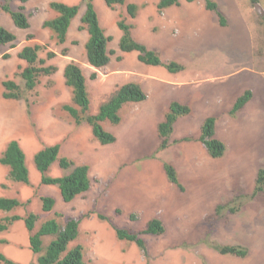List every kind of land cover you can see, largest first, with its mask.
<instances>
[{"label": "rangeland", "instance_id": "1", "mask_svg": "<svg viewBox=\"0 0 264 264\" xmlns=\"http://www.w3.org/2000/svg\"><path fill=\"white\" fill-rule=\"evenodd\" d=\"M53 1L68 5L81 3V0H31L25 4L24 9L30 23V28L27 30L18 28L11 15L0 8V26L17 37L13 46H0V133L4 136L7 134L5 138L9 137L10 141L19 142L25 153L30 177V185L13 182L9 178V169L0 165V198H15L25 204L11 212L0 211V223L11 216L25 218L29 213H35L39 217L35 229L37 231L49 219L56 218L61 224H64L67 219H76L79 221V236L71 246L82 245L88 264H264V193L252 200L244 199L240 210L234 214L228 211H225L222 216L216 214L218 205L228 204L238 196L242 200L244 195H252L258 172L261 169L264 170V121H256L261 119L262 108L247 114H244L242 109L239 114L243 113L241 115L248 117L247 122L243 117L228 116L230 121L221 123L219 130L223 135L226 134L225 139H228L226 142L221 138L227 146L224 157L219 159L204 157L194 149V146L202 144L199 137L204 121L222 108L219 104L220 100L226 103L225 97L229 95L235 100L249 87L256 90L253 81H248L247 76L250 75V71L255 72V69L264 70V14L261 15L256 11L251 0L248 2L239 0L243 2L237 7L238 16H241L243 20L247 19L253 29L254 50L250 58L244 57L246 53L242 51L241 46H236L234 42L238 40L232 37V34L228 35L227 39L216 40L211 36L204 41V24L198 18H188L194 30L193 35L187 37L182 35L181 29L174 23L170 31H166L161 25L155 23L152 25L154 16H149L147 24L150 23V25L147 30L139 31L140 37L137 36L134 30L136 25H134L132 36L136 41L156 51L162 63L174 61L182 64L184 70L172 74L164 66L143 65L151 69H148V72L153 76L166 81H151L149 89L146 90L147 99L137 105L145 106L144 111L137 112L139 107H132L134 112H131V106H128L129 111L125 108L119 113L121 118L119 124L114 125L109 121L103 124V128H111L110 132L116 137V141L108 145L100 144L93 137L95 143L105 150L104 157L87 155L79 149L74 153H68L69 156L60 152L59 157H67L75 165H80L83 161L82 155L94 163V167L89 172L93 180L92 188L74 201L66 203L57 186L42 184L41 174L34 161L39 151L61 143L54 140V137L50 138L45 134H43L44 137L40 136L35 124L33 129L37 134L34 133L32 140L24 141L18 133H12L11 122L2 118L8 103L3 99L5 89L1 80L4 79L12 80L19 85L23 98L17 102L24 104L21 110L18 109L19 115L28 118L31 122V103L45 101L50 97L66 99L70 97L64 86V77L61 78L56 73L52 76H40L37 87L33 91L26 90L20 73L27 63L19 58V53L25 46L42 45L44 50L39 53V59L45 60L47 66H54L53 63L56 62L62 64L66 61L62 52L67 50L66 56L74 57L89 77L93 73L87 65L85 53L88 32L80 30L84 7L71 23L67 42L64 45H58L53 33L43 27L46 20L56 15L50 8V3ZM92 1L102 28L113 39L109 44L110 51L114 52L112 59L119 60L121 58L119 42L122 32L117 27V22L119 16L126 18L129 23L132 19L128 16L125 7L119 6L111 10L105 0ZM202 1L193 3L205 6ZM215 1L229 24L231 18L229 9L224 2L221 3V0ZM5 2L6 0H0V5ZM127 2L139 5L140 13L146 7L153 8L155 12V5L159 0H127ZM181 3L188 2L182 0ZM257 3L264 10V0H258ZM19 5V0H14L10 4L14 11L18 10ZM177 7L182 9L183 4L165 10ZM157 13L162 14L159 10ZM184 13L188 16L193 11L185 10ZM147 24L144 26L146 27ZM187 34L192 33L187 32ZM29 35L31 39L28 38ZM8 50H11L13 55L11 57L8 54L9 58L4 59V55L7 54L5 52ZM48 52L55 53L56 57L47 59ZM188 54L196 56L187 58ZM12 68L14 72L11 74ZM104 75V73H97L94 81L96 86L91 90L90 95L92 105L89 114L97 110L96 105L99 106L109 98V94L99 96L97 92V88L103 89L106 86L108 88L110 85V81L106 82ZM259 79L261 81L264 79V71L259 74ZM182 80L186 84L198 86L197 88L189 87L197 93L208 90L217 82L221 84L216 96L219 98H213L215 99V102H212L213 105L206 103L202 94L195 95L194 99L189 98L183 90L184 87H181V84L177 85V82ZM140 84L144 87V82ZM179 97L188 100L184 102L190 106L192 112L180 118L175 124L169 147L166 150L158 149L153 152L160 142L158 125L163 121L171 101ZM253 99L245 108L251 107L254 103ZM166 101L169 103L167 102L165 106ZM61 111V108H56L55 113L59 114ZM184 120L188 125L179 133L178 124L183 123ZM13 125H15L14 122ZM230 125L234 126L237 133L236 131L227 133ZM186 138L189 141H184ZM249 140L257 146L253 149L250 147L251 150L248 151ZM65 144L72 146L71 141H66ZM3 147L4 145L0 148V157L6 149L3 150ZM205 153L209 155L206 150ZM79 156L82 159H79ZM134 157L136 160L132 161ZM156 163L159 165L158 172L153 169ZM164 164L174 166L184 191L168 181ZM118 170L120 173L117 175ZM69 172L70 170L62 169L57 161L51 165L47 176L58 178ZM103 173L115 175L112 185L114 192L109 204L107 200L110 197L112 178L107 177L103 180ZM120 177L121 180L124 177L123 183L117 181ZM163 179L166 180L165 193L160 183ZM158 187L159 192H157ZM157 195L160 196L158 199L161 203L160 207L150 210L149 204H153L150 202H153L154 197L158 198ZM43 197H51L55 200V206L51 212H43L41 201ZM140 203L144 205L140 207ZM98 215H103L108 220H101ZM155 218L162 221L166 232L161 236L143 235L146 254L136 244L117 239L114 227L141 233L148 222ZM29 237L30 233L24 222H15L7 231L0 233V255L18 264L36 263L38 257L29 248ZM51 239V237L45 238L44 246H47ZM205 241L223 246L239 245L248 249V255L245 258L221 255L209 247ZM0 264L4 263L0 261Z\"/></svg>", "mask_w": 264, "mask_h": 264}, {"label": "trees", "instance_id": "2", "mask_svg": "<svg viewBox=\"0 0 264 264\" xmlns=\"http://www.w3.org/2000/svg\"><path fill=\"white\" fill-rule=\"evenodd\" d=\"M14 0H6L0 5V8L9 13L14 24L20 29H29L30 23L27 15L24 13L25 4L31 0H19L20 5L17 11L11 9V2ZM182 0H159L157 8L159 12L172 6H180ZM188 3L198 2L201 0H185ZM106 5L115 10L117 7H125L128 16L131 19L137 18L141 7L135 3H128L127 0H105ZM207 10L214 13L218 24L222 27L228 26L226 16L220 11L219 4L215 0L202 1ZM258 0H251L252 4ZM84 7V13L81 17L80 30L88 32V40L85 45L86 57L88 64L95 69H102L109 65L111 56L114 53L109 50V44L112 37L107 35L102 28L98 13L92 0H81L78 5H68L62 2L53 1L50 8L55 12V17L46 20L43 27L53 33L58 45H64L67 42L68 32L72 21L79 15L81 8ZM117 27L122 32L119 42L120 51L124 53H138V60L142 64L148 66H164L165 69L172 74L179 73L184 70V66L177 62L171 61L167 64L162 63L160 55L149 49L144 44L136 41L132 36L134 25L129 23L126 18L119 16ZM31 39V35L28 37ZM17 41V37L9 30L0 26V46H13ZM44 50L42 45L25 46L19 53V58L27 63V66L21 71L20 76L24 80L25 88L33 91L37 85L40 76H52L56 73L55 66L45 65L46 61L39 59V53ZM67 50L62 52L66 56ZM56 57L53 52H48L47 59L51 60ZM9 55H4V59H8ZM120 60V58H119ZM64 78L66 85L72 89L73 103L80 110L71 105L63 106L74 120L76 125L83 123L88 124L92 128L94 137L102 145L112 144L116 141V137L106 131L102 123L109 121L117 125L121 118L119 115L122 107L127 103H140L147 99V94L141 86L135 82H128L116 90V92L101 105L97 114H89L90 98L86 85V78L82 68L75 62L67 64L64 70ZM97 74L93 73L91 79L95 80ZM4 87L3 98L6 100H20L23 94L19 85L12 81L6 80L2 83ZM252 99V92L246 91L240 96L230 115L234 117L246 104ZM29 106V105H28ZM192 112L189 105L182 104L177 101L170 103L163 121L158 125V135L160 138V150H166L170 145V137L174 131L176 122L190 115ZM216 118L208 117L202 127L199 141L205 146L207 153L213 159L224 157L227 151L225 143L215 136ZM188 140V138L184 139ZM60 145L46 147L39 151L34 158L37 170L41 174V182L45 185H54L60 189L61 196L66 203L74 201L91 189L90 167L88 165H75L68 158H60ZM25 153L20 144L16 140L8 143L5 151L0 157V165L9 169V178L13 182L30 185L29 171L26 166ZM59 162V166L70 172L62 177L52 178L47 176V172L51 165ZM164 172L168 181L184 191L183 185L180 183L178 174L174 166L164 164ZM264 193V170H259L256 185L252 195H244L242 197L233 198L228 204L218 205L216 214L222 216L225 211L236 213L240 210L244 199H254L259 194ZM43 212H51L55 206V200L51 197H43ZM25 204L15 198H0V211L11 212ZM58 216V215H57ZM101 220H108L103 215H98ZM39 217L35 213H29L25 218L20 216H11L5 218L0 223V233L5 232L15 222L23 221L27 231L30 233L29 248L33 254L37 255V261L34 264H88L85 260L84 248L82 245L71 246L79 236V221L73 218L67 219L61 224L56 218L49 219L44 222L40 228L35 231ZM114 231L117 239L136 244V246L146 254V243L143 235L161 236L166 230L161 220L155 218L148 222L146 228L141 233H133L127 229L115 228ZM51 237V241L44 246V239ZM205 243L216 250L221 255H230L238 258H245L248 255V249L239 245H217L208 241ZM0 261L4 264H18L0 255Z\"/></svg>", "mask_w": 264, "mask_h": 264}, {"label": "crops", "instance_id": "3", "mask_svg": "<svg viewBox=\"0 0 264 264\" xmlns=\"http://www.w3.org/2000/svg\"><path fill=\"white\" fill-rule=\"evenodd\" d=\"M222 2H224L226 5V8L229 9L228 13L231 17L229 19L230 22L227 26L228 28L220 26L218 24V21L216 19V16L214 15V13L207 10L206 7L203 6L202 4H198V3H187V4L181 3L180 5L183 4L182 9H179L178 7L177 8H170L167 11L164 10L162 12V14L159 15L157 13L158 8H157V2H156L155 12H154L153 8L150 7V9H148L146 7L143 10H141V12L138 14L137 18L132 19V21L134 20V22L131 21V24L136 25V28L134 30H135L137 36L140 37L139 31H141V29L147 30L148 26L150 25V23L147 24L148 20H149L148 19L149 16H154V18L152 20L153 22H151L152 25H153V23H155V24L161 25L163 27V29L165 27L166 31H170V29L172 28V25L174 23V25H176L178 28L181 29V33H183L182 35L184 37L185 36L187 37L189 35H193V30H194L193 27L188 22L189 21L188 18L189 17L198 18L199 21H201L204 24V26H203V29L205 31V33L203 34L204 41H207L208 37H211V36L214 37L216 40L223 39V38L227 39V36L232 34V37H234L236 40H238L237 42H234L236 44V46H241L243 48L242 51L244 53H246L244 55V57L248 56L250 58L252 56V53L254 50V37H253V33H252L253 29H252V26H250L251 23L248 22L247 19L243 20V18L241 16H238V10H237V7H239V3L243 2V1L221 0V3ZM247 2H248V0H247ZM245 3H246V1H245ZM146 9H148V11ZM185 10L193 11V13L186 16L187 12L184 13ZM145 24H147L146 27L144 26ZM137 27H138V29H137ZM144 27H145V29H144ZM187 32H191L192 34H187ZM190 37H188V38H190ZM67 40H68V37H67ZM87 40H88V38H87ZM86 43H87V41L85 42V45H86ZM5 53L10 54L11 57L13 55L11 50L6 51ZM135 53L136 52L124 53L121 51L120 60H113L112 56H111V61H110L109 65L102 68V69H95L92 66H90L88 64L87 57H86L87 65L89 66V68H91L90 70H93V73H96V74L98 72L104 73L105 74L104 76L106 77V82L110 81V85L108 88H107V86H106V88H103V89L97 88L98 89L97 92H98L99 96H104L105 94H109V98H110L116 92V90L118 88H120L122 85H124L128 82H135V83L139 84L141 86V88L143 89V91L145 93H147L146 90L149 89V85L151 84V81L161 80L158 78V76H153L151 73L148 72V69L151 70L149 67H147V68L143 67V65H145V64H142L141 62H139L138 53H136V54ZM189 54H188V56H186L187 58L194 57L197 55V53H194L196 55H194V54L189 55ZM65 60L66 61H64L62 64H60L61 62L60 63H57V62L53 63V65L57 68L56 75H60L61 78L64 77L65 67L70 62H75L82 68L80 63L74 57L65 56ZM244 60H246V59H244ZM16 61L18 62V60H16ZM16 61H15V63H16ZM82 70H83V73H84L85 78H86V85H87V90H88L89 98H90V109H89V112H90L91 105H92V100H91V96H90L91 90H93L96 85L94 83L95 80L92 81L91 76L89 77L85 73L83 68H82ZM263 71L264 70L255 69V72H252V71L249 72L250 75L247 76V78H248L247 80L253 81V85L255 86L256 90L254 91L252 88L249 87L244 91V92L251 91L252 92V99L254 97V99H253L254 103L251 105V107L245 108L246 107L245 106L243 108L244 114L253 113L256 109L262 108L261 119H257L256 121H264V104H263L264 103V79L262 81L259 79V74ZM13 72H14V69L12 70L11 74ZM129 76H132V77L128 80L127 78ZM139 77H142V78H139ZM138 79H140V80H138ZM1 81L3 83L4 81H6V79L1 80ZM161 81H166V80H161ZM141 82H144V84H143L144 87L140 84ZM180 82H177V85L181 84V87H184L183 90L186 92V94L189 98L194 99L195 95L202 94L203 100L206 103L212 104V105H213L212 102L213 101L215 102V99H213V98H219L216 96H217V91L221 87V84H218L217 82L215 84H213L208 90L202 91L201 93H197L196 90H192V89L190 90L189 87L194 86V85L186 84L185 81H183V80ZM64 83H65V78H64ZM62 85H63V83H62ZM62 85H60V87H62ZM64 86L68 90V96H70V97H67V99L65 97L64 98L50 97L45 101L31 103V105H32V108H31V120H32V122L28 118L26 119L24 116L19 115L20 111L18 109L21 110V106H24L23 103L17 102V100H6L3 98L6 102H8L7 107H6L7 110L5 113H3L4 116H2L3 120L10 121L11 122L10 126L12 127V130H11L12 133H18L19 136H21V138L24 139V141H27L28 139L30 141L34 138V135H35L34 133H36V132L34 131L33 128H34V124H35L36 129L37 128L39 129V135L44 137L43 134H45L50 138L54 137L55 138L54 140H58L59 143L62 144V145L60 144V152L62 151L63 153H66L65 155H67V156H69L68 153L69 154H70V152L74 153V152L78 151V149H79V150H82L83 151L82 153H84V154L86 152L87 155L90 154L93 156L104 157V151L105 150L102 147H100L98 144L95 143V141L93 139L94 136H93L92 128L90 126H88V124H86V123H83L81 125H76L73 118L66 111L63 110V106H65V105H71V106H74L75 108H77L78 110H80L79 107L75 106L73 103L72 89L69 88L66 85V83ZM194 87L197 88L198 86H194ZM244 92L242 93V95L244 94ZM239 97H237L234 100L233 98L230 97V95L228 97L226 96L225 97L226 103L223 100L222 101L220 100L219 104L222 106V108L217 113H215V114L213 113V115L210 116V117L216 118L215 136H216V138H218L221 141H223L222 139H224V140H226V142H228V139H225L226 134L223 135L219 129L221 127V123H224V121H230V118L228 116H231L230 111L232 110L236 100ZM109 98L106 99L105 102L107 100H109ZM173 101H177V102H180L182 104H185L184 101H188V100L180 99V97H179L177 99L172 100L171 102H173ZM105 102H103V103H105ZM167 102L169 103V101H166L165 106H166ZM102 104H99V106L96 105L95 107H97V110H93L92 113H90V114H92V115L97 114L99 111V108L101 107ZM229 104H230L231 108L229 107ZM137 105H138V103H130V104L127 103L122 107L120 112L122 110H124L125 108H127L129 111L128 106H131L130 111L134 112L133 111L134 108L139 107ZM185 105H187V104H185ZM132 107H134V108H132ZM56 108H61L62 111L59 114H56L55 113ZM144 109H145V106L140 105V107L137 109L138 110L137 112L144 111ZM240 111L235 116H237L238 118L243 117L245 119V122H247L248 117L241 115L243 113L239 114ZM232 118H234V117H232ZM187 119L192 120L191 118H187ZM10 122H8V123H10ZM13 122L15 123V125H13ZM186 122L187 121L184 120L183 123L178 124L179 133L185 128L186 125H188ZM106 123H107V121L103 122L102 126H103V124H106ZM18 124H19V126H18ZM6 127H8V126H6ZM105 129L108 132H110V130H111V128H105ZM227 131H228L227 133H229L230 131L234 132V131H236V129L234 128L233 125H230L229 130H227ZM6 133H8V132H6ZM236 133H237V131H236ZM2 134L3 133H0V148L4 145V147H3V150H4L6 148V145L10 141V138L9 137L5 138L7 136V134L5 136ZM200 135H201V132H200ZM238 137H239V135H238ZM229 138L231 139V136H229ZM20 140L21 139H19V141ZM159 140H160V138H159ZM66 141L67 142L71 141L72 146L69 144H65ZM63 142L65 145L63 144ZM223 142L225 143V141H223ZM247 144L246 145L248 147V149H247L248 151L251 150L250 147H252V149H253L257 146L256 143L250 142V140H249V143H247ZM159 145H160V142H159ZM159 145L153 150V152L155 150H158ZM244 145H245V143H244ZM194 149L197 150L204 157L209 156V155H206V153H205L206 148L203 144L199 143V145L197 147L194 146ZM60 158H62V157H60ZM65 158H67V157H65ZM82 158H83L84 162L81 161L80 165H88L90 167V169H92L94 167V163L92 161H90L87 157H84V155H82ZM82 158L79 156V159H82ZM76 159L78 160L77 157H76ZM134 160H136L135 157L132 159V161H134ZM153 169L155 172H158V169H159L158 163L154 164ZM116 172H117V175H118V173H120L119 170ZM103 174H102L103 180H106L107 177L112 178V184H111V188L109 190V196L110 197L107 200L108 204H109V200H110V198L114 192V188L112 185H113V178L115 175H114V173H103ZM93 175H94V173H93ZM117 181H120L123 183V181H125V180H124V177H122V180L120 177L119 179H117ZM160 183L162 184L163 190H164L166 188V180L163 179L162 182H160ZM92 186H93V180L91 179V188H92ZM159 187H161V186L159 185ZM159 191H160V188L158 189L157 192H159ZM163 192L165 193V190ZM157 196H158V198L154 197L155 199L153 200V202H150V203H153V204H149L150 210L157 209L158 207H160L161 203H159V201H158L160 196L159 195H157ZM139 205L141 207L144 204L140 203ZM115 210H117V209H115ZM119 210H121V209H119Z\"/></svg>", "mask_w": 264, "mask_h": 264}, {"label": "water", "instance_id": "4", "mask_svg": "<svg viewBox=\"0 0 264 264\" xmlns=\"http://www.w3.org/2000/svg\"><path fill=\"white\" fill-rule=\"evenodd\" d=\"M254 7H255L256 11H258L261 15L264 14V10L262 9V7L258 3H255Z\"/></svg>", "mask_w": 264, "mask_h": 264}]
</instances>
